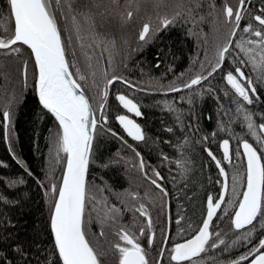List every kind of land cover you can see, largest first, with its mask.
<instances>
[{
  "label": "snow or ice",
  "instance_id": "obj_1",
  "mask_svg": "<svg viewBox=\"0 0 264 264\" xmlns=\"http://www.w3.org/2000/svg\"><path fill=\"white\" fill-rule=\"evenodd\" d=\"M112 3L118 5V0H112ZM7 5L14 22V29L9 37L0 35V50L13 55L21 50L17 47L18 44L30 49L36 66L35 85L39 103L58 122L61 131L57 149L58 152L62 151L66 154V166L61 183L59 186L55 183L50 186V192L55 197L50 218L55 248L62 264H102L101 257L105 253L97 251L92 246L84 226L86 177L92 155V143L98 125L102 127L108 123L106 106L110 87L117 82H122L129 87H135V85L114 73L109 77L108 72L104 70L99 72L100 79L103 80V88L97 82V71L93 64L92 53L95 48L102 46L101 55L103 51L108 52V63L111 65L116 42L96 32L95 14L91 9L87 12L78 11L73 7V0H7ZM250 5L251 0H238L235 10L227 3L223 5L224 21L232 27L226 42L217 46L214 62H210L206 74L198 73L180 87L170 86L167 89L168 92L192 90L208 82L214 74L223 73L222 79L226 85L224 95L234 97L236 118L242 121V127L247 129V134L259 145L258 151L249 139H239L243 155L246 157V189L242 193L238 192L239 181L234 176L231 193L233 196H242V199L238 202L229 199L227 203L235 206L231 221L233 228L246 231L242 237L232 242V246L239 243L241 239L250 243L257 227L264 230V122L257 124L255 113L246 107L260 100L257 86L264 85V7L258 10L259 14L250 15ZM197 7H199L198 4ZM210 7L214 9L215 4ZM188 11L191 14L192 9ZM133 15L132 11H127L126 15L122 14L121 18L124 22H128ZM249 15L250 20L255 24L252 22L244 24L245 18ZM180 16L179 11L171 17L158 14L156 31L167 29ZM58 17L64 19L66 30L69 32L67 43L71 45L75 42L70 53L62 38ZM154 34L150 23H144L139 31L138 39L141 42H147ZM69 54L72 57L71 60ZM95 59L98 65L99 58ZM229 59L231 65L226 68ZM82 64L85 69L83 71ZM203 67L204 65L201 64V68ZM245 68L250 70L248 75L245 73ZM22 74L26 81L27 62L24 64ZM90 91L94 92V95L90 96L88 94ZM203 91H198L196 95L202 96ZM206 91L214 93L215 89L209 86ZM96 96L100 97L101 102L94 106L93 101ZM115 99L128 113L134 114L135 117L143 115L140 106L128 96L117 94ZM188 102H192L191 98ZM167 107L169 111H175L172 105H167ZM97 113H99V118H97ZM224 114L230 115L231 109H224ZM261 118L264 119V116ZM12 119L11 108L8 106L2 111L6 139L11 137ZM115 119L127 136L134 141L145 140L144 130L135 119L126 114L117 115ZM232 122L231 115L227 125L220 121V130H230ZM107 131L127 144V141L111 128ZM167 131L171 132L172 129L168 128ZM215 135V132L212 133L213 137ZM202 139L207 141L209 137L204 136ZM185 142H187V137ZM220 147L223 150V160L231 163L230 139H223ZM206 151L215 162L221 176L224 177L222 191L219 198L215 200L211 195L207 197L206 216L195 234L190 239L175 243L168 250L172 264H198L197 258H201L209 248L217 249L220 245L226 244L219 232L213 234L210 231V226L217 211L225 202V195L229 190L228 174L221 165V160L217 159L211 149H206ZM235 155L237 157L241 155L239 147ZM136 156L139 158L138 167L145 178L159 190L162 197H166L168 192L160 183L164 177L155 169H153V176L149 177L144 171L147 165L140 153L136 152ZM164 159L168 158L165 156ZM177 163L186 170L187 161H177ZM131 195L133 199H136L138 193ZM136 211L147 218V228L152 229V220L145 205L141 203ZM119 212L120 209L115 206L109 209V213ZM110 218L115 219L116 217L113 215ZM139 235H146L148 246L153 245L154 231L146 232L145 228L141 227ZM213 236L216 238L215 241H213ZM117 237L120 242L115 243L113 249L119 254L118 264H150L148 253L139 242L137 235L121 227L117 232ZM167 243L168 237L165 236L162 241L164 246L159 251L156 264H162ZM250 257V264H264V237L259 238L258 244L251 247L246 254L230 261V264H244L249 261Z\"/></svg>",
  "mask_w": 264,
  "mask_h": 264
},
{
  "label": "trees",
  "instance_id": "obj_2",
  "mask_svg": "<svg viewBox=\"0 0 264 264\" xmlns=\"http://www.w3.org/2000/svg\"><path fill=\"white\" fill-rule=\"evenodd\" d=\"M120 1L118 0L117 5L113 4L112 0H73V7L81 12L91 9L95 14L96 32L102 37L114 39L116 42L111 65L108 63V52L103 51L101 55L102 46L95 48L92 53L93 64L97 71V82L100 87L103 86V80L99 76L101 70L107 71L109 77L114 73L124 78V71L127 69L124 66L129 64L136 71L135 74L134 71L131 73L132 84L138 88L139 61L141 60L135 51L139 46L136 47L132 39L119 36L118 32L108 35L101 33L103 30H109V25L112 27V31L120 32L121 26L117 24V20H122L121 17L126 8L125 4ZM230 1L227 0V4L233 7L236 0H233L232 4ZM6 5V0H0V35L8 37L11 34V21ZM195 5H197L196 2L192 6L194 7L192 11H198V13L194 14L197 16H195L192 30L202 35L192 41L195 46L194 52L199 47L216 46L217 48L218 45L226 42L230 24H226L222 20L220 13V21L214 25L210 18L214 11L213 8L209 6L210 8L203 12ZM261 7H264V0H251L250 15L251 13L259 14L258 10ZM106 9L107 11H105ZM250 15L245 18L244 24L248 22L255 24L250 20ZM58 22L62 29V38L70 53L75 42L71 45L67 43L69 32L66 30L65 21L58 17ZM213 26L217 27L219 31H222V28L225 30L224 38L216 39L218 45H215V41L210 37ZM203 33L208 34L205 36ZM159 42L158 47L162 54L164 56L166 54L170 58L169 51H173L170 39L165 37L159 39ZM177 43V49H182L181 53L189 47V44H185L181 39H177ZM17 47L21 49L20 52L13 55H8L5 50H0L1 102L10 106L13 116L11 137L6 139L2 120L4 109L0 106V262L2 264H59L47 223L49 210L52 207L51 203L55 198L49 188L52 183L58 185L64 166L65 153L58 152L57 149L60 135L58 125L39 108L33 99L31 86L34 71L29 54L21 46ZM96 57L99 58L98 65ZM69 59H72L70 54ZM25 62H27L26 81L22 74ZM81 66L82 71L85 70L83 64ZM249 71L245 68L246 75L249 74ZM209 86L215 89L214 93L206 91ZM225 89L226 85L220 82L219 76L214 77L213 75L202 86H196L192 90H182L174 93L175 96L156 97L148 92L146 100L143 101L138 95L139 89L135 93L143 113L141 117H137V121L144 130L145 140L136 142L134 147L139 148L143 152L144 158L150 161L151 166L164 177L161 183L168 195L162 197V200L163 205L167 201L166 217L170 223L169 237L180 240L193 234L197 225L202 221L203 206L207 197L211 195L214 198L220 188L216 167L206 149H211L217 159L221 160V165L228 174L229 190L225 195V202L222 204V208L217 211L210 226V231L213 234L219 232L226 244L220 245L217 249L209 248L201 258H197L198 264H230V261L238 259L240 255L246 254L251 247L255 246L261 233L264 232L257 227L250 243L241 239L239 243L232 246V242L238 237H242L246 231L232 228L231 214L234 212L235 206L227 203L229 199L238 201L240 197L239 195L233 196L231 193L232 178L235 176L239 181L238 192L242 190V181H244L243 156L241 154L237 157L235 152L238 147L240 148L239 139H249L258 148V151L259 145L247 134V129L242 127V121L236 118L234 97L225 96ZM201 90H204L203 95H196ZM257 92L260 100L246 107L255 113L256 123L259 124L264 122V119L261 118L264 116V85H258ZM182 97L183 99H181ZM189 98L192 100L191 103L188 102ZM167 105H172L175 111H169ZM224 109H231L230 115L233 122L228 131L220 130L219 122L223 121L227 125L230 120V115H225ZM168 128H171L172 131H167ZM214 132L216 135L213 137L212 133ZM204 136H208L209 139L204 141L202 139ZM186 137L187 142H185ZM48 138H50V145ZM223 139H230L231 163L223 160V150L220 147ZM109 145L107 140L97 145L92 144V147H107ZM165 156L168 158L167 160L164 159ZM177 161H187L186 170L178 165ZM104 202L107 201H102L100 198L95 199L93 196L86 198L84 219L88 218L86 213H88L87 209L91 211V205L95 209H100L101 207L97 208L96 206L104 205ZM102 211L104 210L102 209ZM93 214H95L94 211ZM163 214L165 215L164 211ZM99 216H96V222L100 219ZM104 221H106V217L101 223H96L97 228L92 231L93 236L90 237L88 231L86 235L90 243L92 241L93 244L98 245V248L92 245L97 251L105 253L101 257L102 264H116V253L111 254L108 244L110 234L107 233L108 228L103 224ZM215 240L216 238L213 236V241ZM226 246H228L227 250H225Z\"/></svg>",
  "mask_w": 264,
  "mask_h": 264
},
{
  "label": "flooded vegetation",
  "instance_id": "obj_3",
  "mask_svg": "<svg viewBox=\"0 0 264 264\" xmlns=\"http://www.w3.org/2000/svg\"><path fill=\"white\" fill-rule=\"evenodd\" d=\"M121 2L126 6L124 9V15H126L127 11H132L134 14L133 18L128 22L117 20V24H120L121 26L120 32L118 30L112 31V27L109 25V30H103L101 33H107L108 35L113 34V32H118L119 36L122 38H129V40L132 39L134 45L136 47L139 46L135 53L139 55L141 60L139 61L138 71L140 81L138 83V88L129 87L122 82H117L109 89V97L106 106L108 123L102 127L98 125L94 133L92 144L97 145L98 143L108 140L110 145L107 147H92V155L86 177V198L88 199L93 196L95 199L100 198L102 201L106 200L107 202H104V205L100 204L99 206H96L97 208L101 207L100 209H95V207L93 208L91 205V211L87 209L88 218L84 219V225L86 227V233L87 231L90 232L89 236L91 237L93 236L92 231L97 228L96 223H101L103 218L106 217L107 222L104 221L103 224L106 225L108 231L106 228L105 230L110 234L108 239L110 242H108V244L111 254L116 253V264H118L119 254L114 251L113 245L120 242L117 237L119 228L124 227L130 233L139 237V242L145 247L146 252L148 253L150 264H156L157 259H159V251L161 247L164 246L162 241L164 237L167 236L168 243L162 264H172L169 259L170 253L168 250H170L179 239L169 237L170 223L166 217L167 201H165L163 205L162 194L155 188V186L151 185L150 181L146 179L144 174L140 171L138 167L139 158L136 156V152L140 153V156L147 165L144 171L147 172L149 177L153 176V169L155 168L151 166L150 161L144 158L143 152L139 148L134 147V144L138 141H134L131 137L127 136L122 127L116 121L115 117L121 114L129 115L136 121L137 117L123 109L118 104L115 97L117 94H124L138 104L137 98L135 97L137 89H139L138 95L143 101L146 100V93L148 92H151L156 97L163 96L164 98L167 96H175L174 93L177 92L167 91L170 86L180 87L196 74L201 72L206 74L210 62H214L215 60V52L217 48L209 46L204 48L199 47L196 48V51L194 52L195 46L192 41L198 36L200 37L202 34L192 30L194 27L195 16H197H194V14H197L198 11H192L191 14H189L188 10L189 8H194L192 6H194L195 2L199 5L198 8H200V11L203 12L207 11L210 8V5L215 4V8H211L214 11L211 10L212 15L210 16L215 25L217 24L216 22L220 21V13L222 20L224 21L223 5L227 3V0H121L120 3ZM230 2L232 4L233 0ZM236 6H238V0H236L235 5H233L234 10ZM137 9H139V11H137ZM177 11L181 12V16L167 29L157 32V15H168L171 17ZM144 23H150L152 32L155 33L147 42H141L138 39L139 31L142 29ZM231 27L232 25L229 27V32ZM206 34L208 33H205L204 35L206 36ZM210 35L213 40H216L218 37L224 38L225 30L222 28V31H219L217 27L213 26ZM165 37L170 39L173 46V51H169L170 58H168L166 54L164 56L161 49L158 47L160 44L159 39H164ZM177 39H181L185 44H189V47H187L183 53H181V48L177 49ZM157 64H159V67H157ZM201 64L204 65L203 68H201ZM230 65L231 60L229 59L226 68ZM124 67H127L124 71V78L126 77L127 79L125 78V80L130 81L132 84L133 77H131V73L135 69L129 66V64ZM135 72L136 71L133 73L135 74ZM218 76L220 82L225 85V82L222 79L223 73L214 74V77ZM101 88H103V86ZM113 91H115V93H113ZM88 94L92 96L94 95V92L90 91ZM100 102V97L96 96L93 104L95 106ZM97 118H99V113H97ZM108 128H111L114 132L118 133L120 137H123L124 140L127 141V144L117 136H113L109 133L107 131ZM133 193H138L136 199L132 198L131 194ZM216 195L217 192L214 195V199L216 198ZM206 202L204 203L203 208L206 206ZM141 203L145 205L151 217L152 229L150 230L147 228V218L141 216L140 213L136 211ZM112 206L120 209V212L109 213V209ZM102 209L104 211H102ZM93 211L95 214H93ZM163 211L165 212V215L163 214ZM97 215H100L98 222L95 221ZM113 215L116 217L115 219L110 218V216ZM97 225L100 226L99 224ZM141 227L145 228L146 232H155V241L151 247L148 246L147 236L139 235V229ZM91 244L94 245L95 248H98V245L93 244L92 241Z\"/></svg>",
  "mask_w": 264,
  "mask_h": 264
},
{
  "label": "water",
  "instance_id": "obj_4",
  "mask_svg": "<svg viewBox=\"0 0 264 264\" xmlns=\"http://www.w3.org/2000/svg\"><path fill=\"white\" fill-rule=\"evenodd\" d=\"M6 4H7V0H6ZM237 7V6H236ZM6 9L8 10V17H9V20L11 21V34L9 35V36H11L12 35V31H13V29H14V22L12 21V19H11V17H10V12H9V8H8V5H6ZM231 30V29H230ZM8 36V37H9ZM228 36V35H227ZM17 46H21L28 54H29V59H30V61H32V70L34 71V76H32V86H31V92L33 93V99H34V101L38 104V106H39V108L42 110V111H44V112H46L48 115H49V118L53 121V122H55L57 125H58V122L55 120V118H54V116L51 114V113H49L46 109H43V107L40 105V103H39V100H38V95H37V92H36V85H35V79H36V66H35V63H34V57H33V55H32V53H31V51H30V49L27 47V46H24V45H17ZM58 129H59V132L61 131L60 130V128H59V125H58ZM123 129V128H122ZM240 152H241V154H242V156H243V165H244V167H245V170H244V181H242V190L240 191L241 193L246 189V157H244V155H243V149H242V147L240 146ZM63 163H64V166H63V168H62V170H61V178L59 179V181H58V186H59V184L61 183V179H62V176H63V172H64V169H65V166H66V154H65V158H64V160H63ZM214 165L216 166V164H215V162H214ZM216 168H217V166H216ZM217 174H218V176H219V178H220V182H219V187H220V189H219V191L217 192V195H216V198L215 199H217V198H219V195H220V193H221V191H222V184H223V180H224V177H222L221 176V174H220V172H219V169L217 168ZM55 199V198H54ZM214 199V200H215ZM239 199H242V196H240L239 197ZM53 201L54 200H52V203H53ZM239 201V200H238ZM237 201V202H238ZM52 203H51V205H52ZM205 208V211H204V214L202 215V220L205 218V216H206V206L204 207ZM51 212H52V207H51V210H49V221H48V223H47V226H49V236L51 237V239H52V245H53V247H54V249H55V256L57 257V259H58V263L59 264H62V260L59 258V254H58V251L56 250V248H55V244H54V234L52 233V231H51V227H50V218H51ZM234 212H235V210H234ZM234 212L231 214V221H232V217L234 216ZM201 224H202V221H201V223L200 224H198L197 225V227H196V229H195V231H194V233L193 234H191V235H187V236H185L182 240H178L176 243H178V242H183V240H186V239H190L194 234H195V232H196V230L198 229V227L199 226H201ZM231 226H232V223H231ZM232 228H233V226H232ZM261 237H264V232H262L261 233V235H260V238ZM258 243V242H257ZM250 260H251V257L249 258V261H247V263H245V264H250Z\"/></svg>",
  "mask_w": 264,
  "mask_h": 264
},
{
  "label": "rangeland",
  "instance_id": "obj_5",
  "mask_svg": "<svg viewBox=\"0 0 264 264\" xmlns=\"http://www.w3.org/2000/svg\"><path fill=\"white\" fill-rule=\"evenodd\" d=\"M215 41V45L217 44L218 45V43H217V41L216 40H214ZM212 48H216V46H213ZM2 73L0 72V75H1ZM2 96V95H1ZM0 96V97H1ZM4 99V98H3ZM1 100H2V97H1V99H0V102H1ZM0 106L2 107V109H5V108H3L4 106L5 107H8L7 106V104H3L2 102H1V104H0ZM49 140H50V138H48V143H49ZM49 145H50V143H49ZM51 186V185H50ZM50 189V188H49ZM87 214V213H86Z\"/></svg>",
  "mask_w": 264,
  "mask_h": 264
}]
</instances>
